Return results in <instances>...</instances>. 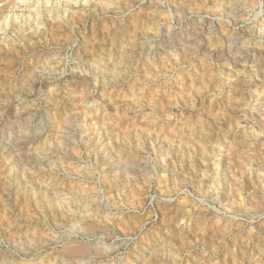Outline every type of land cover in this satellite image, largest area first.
I'll return each instance as SVG.
<instances>
[{
    "label": "rangeland",
    "instance_id": "374dc122",
    "mask_svg": "<svg viewBox=\"0 0 264 264\" xmlns=\"http://www.w3.org/2000/svg\"><path fill=\"white\" fill-rule=\"evenodd\" d=\"M0 264H264V0H0Z\"/></svg>",
    "mask_w": 264,
    "mask_h": 264
}]
</instances>
